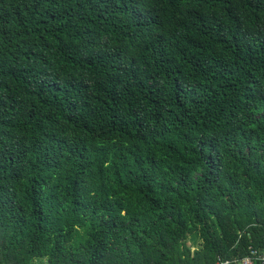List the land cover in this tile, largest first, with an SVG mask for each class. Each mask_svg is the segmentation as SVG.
Returning a JSON list of instances; mask_svg holds the SVG:
<instances>
[{
  "label": "trees",
  "instance_id": "1",
  "mask_svg": "<svg viewBox=\"0 0 264 264\" xmlns=\"http://www.w3.org/2000/svg\"><path fill=\"white\" fill-rule=\"evenodd\" d=\"M264 253V0H0V264Z\"/></svg>",
  "mask_w": 264,
  "mask_h": 264
},
{
  "label": "built area",
  "instance_id": "2",
  "mask_svg": "<svg viewBox=\"0 0 264 264\" xmlns=\"http://www.w3.org/2000/svg\"><path fill=\"white\" fill-rule=\"evenodd\" d=\"M213 264H233V263L230 260L219 258ZM237 264H264V253L261 254L256 250H252L247 257L239 260Z\"/></svg>",
  "mask_w": 264,
  "mask_h": 264
}]
</instances>
